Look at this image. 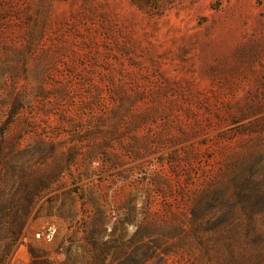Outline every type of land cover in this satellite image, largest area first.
<instances>
[{
	"label": "rangeland",
	"instance_id": "374dc122",
	"mask_svg": "<svg viewBox=\"0 0 264 264\" xmlns=\"http://www.w3.org/2000/svg\"><path fill=\"white\" fill-rule=\"evenodd\" d=\"M0 264H264V0H0Z\"/></svg>",
	"mask_w": 264,
	"mask_h": 264
},
{
	"label": "built area",
	"instance_id": "2783aa9c",
	"mask_svg": "<svg viewBox=\"0 0 264 264\" xmlns=\"http://www.w3.org/2000/svg\"><path fill=\"white\" fill-rule=\"evenodd\" d=\"M56 228L54 224H45L41 231L35 233V238L37 240H43V241H51L54 234H55Z\"/></svg>",
	"mask_w": 264,
	"mask_h": 264
}]
</instances>
